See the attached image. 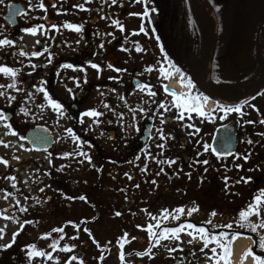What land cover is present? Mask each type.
<instances>
[{"label": "flooded vegetation", "instance_id": "1", "mask_svg": "<svg viewBox=\"0 0 264 264\" xmlns=\"http://www.w3.org/2000/svg\"><path fill=\"white\" fill-rule=\"evenodd\" d=\"M261 1V35L203 33L251 25L255 16L249 6L243 21L233 20V8H202L208 15L204 21L199 8L195 15L181 8V20L163 37L156 31L160 15L150 11V41L144 37L147 26L141 33L150 0H5L0 5V40L14 45L0 48V67L16 73H0V160L6 161L0 164V264H69L75 248L82 245L85 252L90 238L104 231L108 204L125 221L141 219L145 209L150 220L171 228L156 224L150 237L162 231L172 236L177 228L182 231L174 236L206 239L197 231L205 229L208 238L219 237L229 224L213 228L218 218L202 206L211 204L218 216H229L236 206L246 211L264 193ZM33 28L37 34H28ZM215 42L229 45L225 62L215 69L217 80H211L210 68L205 74L197 64L173 62H197L208 50L205 45H212L211 55ZM170 72L181 76L188 102L170 86ZM13 83L15 88L7 87ZM231 108L240 112L226 111ZM89 112L97 115H84ZM229 124L238 126L235 151L224 140L213 149L220 129ZM189 209L198 210L189 216ZM258 211L244 228L230 224L229 232L264 236V227L251 230L264 224V204ZM64 247L72 251H61ZM135 255L139 263L150 264ZM191 260L190 254L181 255L173 264H202Z\"/></svg>", "mask_w": 264, "mask_h": 264}, {"label": "rangeland", "instance_id": "2", "mask_svg": "<svg viewBox=\"0 0 264 264\" xmlns=\"http://www.w3.org/2000/svg\"><path fill=\"white\" fill-rule=\"evenodd\" d=\"M174 76L176 75L170 72L169 77L172 78ZM181 83L187 88L183 82ZM202 207H207L210 215L213 212L216 213L211 204ZM190 208H192V206H190ZM222 209L226 210L225 207ZM108 210L111 211L110 214H107V219L103 222L105 227L104 231L90 238V247L88 250H85V252L83 251L82 245H80L79 249L75 248V253L71 255L70 261H74V264H148L147 262L139 263L136 260L137 256L135 252L141 253L148 249L151 239L150 233L142 229H147L149 226L154 228L157 221L150 220V216H148V212L145 209H143V215H141L142 212L140 211L141 219L135 220L134 222L127 219V221H125L117 217L109 204ZM162 210L163 209H157L156 213ZM202 211H204L203 208ZM240 212L241 211L238 210L236 206L234 213L229 216H218L217 213L215 216L211 215L212 217L218 218L217 221H212L214 225L212 227L215 228L219 225H224L226 222L228 224H239ZM224 214L227 215L226 212ZM125 234H127L126 237ZM81 242L82 240H80V244ZM204 242L205 239L201 236L172 235L168 236L166 240L160 239V245L156 249V259L153 260L152 263L150 262V264H166L168 260L170 261L169 264H173L181 255L187 254L192 256V262L200 259L202 264H218L220 259L217 260V257L224 252L225 245L231 243L229 240L226 244H224L223 241L210 242L208 247L205 248ZM221 245H223V247H221ZM212 248H216V254L211 251ZM72 257L76 259L71 260ZM208 257H212V259H208ZM259 262L264 261L259 260Z\"/></svg>", "mask_w": 264, "mask_h": 264}, {"label": "trees", "instance_id": "3", "mask_svg": "<svg viewBox=\"0 0 264 264\" xmlns=\"http://www.w3.org/2000/svg\"><path fill=\"white\" fill-rule=\"evenodd\" d=\"M250 7V15L255 16L253 20H251V25L245 26V27H239L234 28L233 30H229L226 28L219 27L217 32L218 38L226 37V36H258L261 35L260 31H263L260 29L259 26H257L258 23V13L263 8V3L261 0H150V8H146L148 10V20L144 19L143 29L145 31V26L149 29V33L144 35L146 37L147 41H150V11H152L154 14H159V24L156 26V31L158 32L159 36L163 37L166 35H169L172 33L173 29V23L179 22L181 20V8H187L188 10H191V13L195 15V12L197 11V8H199L202 13L203 17L202 20H206L208 18V15L206 14L205 10L202 8H212L216 10V8H233L234 11V19L235 21H243V10H245L247 7ZM154 9V11H153ZM240 14V17H237V15ZM216 16L219 20L220 17L218 13H216ZM223 19H227L224 17ZM146 21V22H145ZM246 21V19H245ZM141 25V26H142ZM141 32L142 34L144 33ZM214 29H203L204 35L213 36L214 35ZM205 47H208V50H203V58L199 59L197 62L192 61L189 58H185L183 61L179 62L177 60H173L174 63L181 65V63H184L187 67H193L195 64H197V69H200L205 74L207 73V70L210 68L211 72V80H217L215 77V69L218 67L219 63L225 62V57L228 56V48L229 45L218 42L216 46L215 56L213 62H211V67H209V59H210V49L212 45H205ZM161 230H168L171 229L170 227H160ZM230 229L225 228L222 233L227 234L228 240H231L235 233H230ZM159 233L151 236L150 243L148 246V249L139 253L138 257L140 260H149L151 263L153 260L156 259V249L159 246L160 243V237L158 235ZM254 240V246L252 248V252L255 256H257L261 261H264V249L260 247V240L254 236L252 237ZM224 244H226L225 241H223ZM149 249L151 250L149 252ZM230 249V245H225V250L222 254L219 255V257H224ZM149 252L148 255H144V253Z\"/></svg>", "mask_w": 264, "mask_h": 264}, {"label": "snow or ice", "instance_id": "4", "mask_svg": "<svg viewBox=\"0 0 264 264\" xmlns=\"http://www.w3.org/2000/svg\"><path fill=\"white\" fill-rule=\"evenodd\" d=\"M4 2H5V0H0V5H3ZM86 2H91V0H86ZM140 2H141V0H137V3H140ZM8 7H15V6H14V5H8ZM80 10H82V11H86L87 9H84L83 6H80ZM153 11H154V9H153ZM17 14H19V15H24L25 13H17ZM148 15H149L148 10L145 9L144 16H148ZM143 18H144V17L142 16L141 19H143ZM41 27H43V26H41ZM65 27H66V28H69V29H71V30L77 31V32H79V31L81 30L79 27H73L72 25H65ZM121 31H123L122 28H121ZM143 31H144V29H143V25H142V26H141V32H143ZM28 34L36 35V34H37V29H36V28L31 29V30L28 32ZM138 34H139V33H134V35H138ZM146 34H147V33H145V35H146ZM37 43H39V41H37ZM5 46H13V47H14V45H13V43H12L11 40H7V39H5V40H0V48L5 47ZM123 50H124V49H122V51H123ZM138 51H143V50H142V49H138ZM42 54H43V53H40V54H38V55H42ZM19 55L23 56V55H25V53H24V52H20ZM33 67H35V66H33ZM66 67H67V66H66ZM91 67L96 68L97 70H99L98 67H97L96 65H91ZM146 71L151 72L152 69L149 68V69H146ZM0 73H3V74H5V75H7V76H10V77H14L15 74H16L13 70L8 69V68H6V67H0ZM2 87H4V86L0 85V88H2ZM7 87L15 88V84H14V83H13V84H9ZM41 91H42V90H41ZM150 94H151V95H155V93H150ZM170 94L175 95L174 93H170ZM3 95H4V93H3V92H0V96H3ZM174 103H175V102H174ZM52 107L58 109L60 106H59L58 104H52ZM160 107H161V108H164V105H161ZM226 111L229 112V113H231V112H240V108H231V109H227ZM84 115H86V116H96L97 113H95V112H89V113H85ZM2 116H3V114L0 113V117H2ZM261 123L264 124V120H262ZM3 126H4L5 128H9V127H10L8 124H4ZM10 134L13 135V136L16 135L15 132H11ZM163 138H164V137H161V139H163ZM249 143H251V141H249ZM5 147H7V145H5ZM160 147H163V145H160ZM205 151H209V146L205 145ZM89 162H90V161H89ZM171 163H175V161H172ZM203 163H204V164H207L208 162H207V161H204ZM0 164H5V165H6V161L0 160ZM10 179H14V178H10ZM129 179H131V177H129ZM241 179H243V178H241ZM247 182H248V181H245V183H247ZM153 183H155V181H153ZM225 183L227 184V180H225ZM13 186H15V185H13ZM42 191H43V189H42ZM262 196H264V193H261V196L256 197L255 200H254V202H253L252 204L249 205V207H248V209H247L246 211H241V212L239 213V220H240V223L238 224L239 227L244 228V227H245V223H244V221H245L248 217H250L251 215H257V216L259 215V211H258L259 206H260L261 204H264V200L261 199ZM80 199L83 200L84 198H83V197H80ZM197 210H198V209H189V211H188V215L190 216L194 211H197ZM21 211H26V209H21ZM175 211H176L177 213H179V214H183V213H184V209H176ZM117 215H120V214L117 213ZM167 215H168L167 210H165V211L162 213V217H166ZM211 215H212V216H215L216 213L213 212ZM3 218H4V219H8V217H6V216L3 217ZM174 218H178V217H174ZM153 219H156V217H153ZM13 222H15V221H13ZM82 223H83V222H82ZM207 223L211 224V221H208ZM73 227H75V225H73ZM156 227H160V225L157 224ZM185 227H187V228H194L195 226H194V225H191V224H188V225H185ZM223 227H226V228H228V229H231L233 226L229 224V225H226V226H223ZM257 227H264V224H262V225L251 226V230H252L253 232H255ZM142 230H144V231H148V232L151 234L152 226H149L147 229H142ZM54 231H57V232H63V229H62V228H61V229H56V230H54ZM180 231H182L181 228L174 229V230H172V234L175 235L176 233H178V232H180ZM197 231H199L201 234H203V235L206 236V239H205V242H204V247H205V248L208 247V244H209L210 242H217L218 240H223V241H225V242H228V236H227V234L221 233V235H220L219 237H210V238H208V234H207V231H206L205 229H197ZM2 233H3V229H0V239L3 238ZM16 235H19V233H15V234H14V236H13V242L15 241V236H16ZM158 235H159L160 239H162V240H166V239H168V236L165 235V232H164V231L160 232ZM126 236H127V234H125V237H126ZM41 238H42V239H46V238H49V237H41ZM61 238H63V237H61ZM235 238H236V237H233V239H235ZM73 239H76V237H73ZM122 239H123V238H122ZM121 246H122V245H121ZM8 247H11V244H9ZM32 247H33V249L35 248V246H32ZM52 247H55V245H52ZM221 247H223V245H221ZM260 247H261L262 249H264V237L261 238V241H260ZM60 250H61V251H64V252L72 251V249L69 248V247H64V248H62V249H60ZM150 251H151V250L149 249V252H150ZM211 251H212L214 254H216V251H217V250H216V248H212ZM149 252L144 253V255H148ZM249 254H251V252H249ZM36 255H37V256H44L45 253H42V252H38V251H37V252H36ZM254 258H255V257H254ZM48 259H52V257L49 255V256H48ZM75 259H76L75 257H72V258H71V260H75ZM208 259H212V257H208ZM69 264H71V261H69ZM258 264H264V262H258Z\"/></svg>", "mask_w": 264, "mask_h": 264}, {"label": "bare ground", "instance_id": "5", "mask_svg": "<svg viewBox=\"0 0 264 264\" xmlns=\"http://www.w3.org/2000/svg\"><path fill=\"white\" fill-rule=\"evenodd\" d=\"M169 83L182 102L189 101L188 90L182 85L179 76L169 78ZM252 246L253 241L249 237L237 235L231 242V250L227 258L220 260L218 264H258L259 259L252 253L249 254Z\"/></svg>", "mask_w": 264, "mask_h": 264}, {"label": "water", "instance_id": "6", "mask_svg": "<svg viewBox=\"0 0 264 264\" xmlns=\"http://www.w3.org/2000/svg\"><path fill=\"white\" fill-rule=\"evenodd\" d=\"M215 37H217V29L215 31ZM215 47H216V42H215L213 49H212V53H211V57H210L211 61L214 58ZM237 129H238L237 124H229L225 127H222L219 131L217 141H215V143L213 144V149H216V144L218 143V141L224 140V141L229 142L230 147H232V149H233L232 151H235L236 145H237ZM232 153H234V152H232ZM239 235L249 237L246 234H239Z\"/></svg>", "mask_w": 264, "mask_h": 264}]
</instances>
